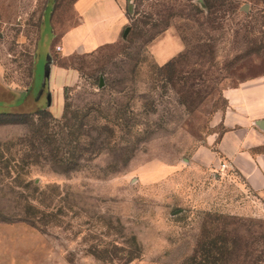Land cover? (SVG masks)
I'll return each instance as SVG.
<instances>
[{
	"label": "rangeland",
	"instance_id": "rangeland-1",
	"mask_svg": "<svg viewBox=\"0 0 264 264\" xmlns=\"http://www.w3.org/2000/svg\"><path fill=\"white\" fill-rule=\"evenodd\" d=\"M118 1L138 34L94 49L74 0H0V113H28L0 115V264H183L214 220L264 264V194L215 166L225 90L264 76V0Z\"/></svg>",
	"mask_w": 264,
	"mask_h": 264
},
{
	"label": "crops",
	"instance_id": "crops-1",
	"mask_svg": "<svg viewBox=\"0 0 264 264\" xmlns=\"http://www.w3.org/2000/svg\"><path fill=\"white\" fill-rule=\"evenodd\" d=\"M73 8L88 13L94 49L120 39L129 27L130 17L118 0H74ZM224 93L229 107L221 121L230 129L216 143L215 166L219 169L227 160L246 186L264 194V76Z\"/></svg>",
	"mask_w": 264,
	"mask_h": 264
},
{
	"label": "trees",
	"instance_id": "trees-1",
	"mask_svg": "<svg viewBox=\"0 0 264 264\" xmlns=\"http://www.w3.org/2000/svg\"><path fill=\"white\" fill-rule=\"evenodd\" d=\"M207 2L208 5H211L209 4V1ZM137 13H138L137 11H133L131 15L129 12V14L131 15L130 19L132 20L130 26V32L131 34H136V35L138 34L139 31V25H137V21L135 18V15H137ZM167 64L165 66H167ZM68 109H69V104L67 103L66 110L61 120H57L58 122L62 123L59 129L60 137L58 139L60 143L63 142L66 143L67 141L74 142V146H73L74 153L76 151H79L82 154L84 152L83 148H87V146L90 145L91 142L88 141L86 143H81V138L67 140L68 136L71 135L70 134L71 129L73 128V126L74 127L76 126V124L73 123L72 127H69L70 122L73 121L72 119L75 120L77 119V116H73L72 118L68 117ZM27 114L28 113H14V112L0 113V115L3 116H18V117ZM36 114L40 116V118H44V117L53 118L52 112L46 109L38 110ZM89 138L90 136H87V139ZM59 161L65 169L67 167V169L78 170L84 165L83 162L84 160H82L81 162V160L75 159L76 162H73L74 166L70 164L68 166L65 160L63 161L62 159H60ZM2 219L7 220V217L2 216ZM242 227L243 225L228 220H214L209 225H205L200 234L198 244L196 246V249L194 250V253L188 258H186L183 264H259V262L263 260L262 256L260 254H255V256L252 259V250L251 251L249 250L250 248L252 249V242H250V239L247 238V236H245V234L242 232L241 230ZM138 257L139 254L130 255L127 260L132 261L133 259Z\"/></svg>",
	"mask_w": 264,
	"mask_h": 264
},
{
	"label": "built area",
	"instance_id": "built-area-1",
	"mask_svg": "<svg viewBox=\"0 0 264 264\" xmlns=\"http://www.w3.org/2000/svg\"><path fill=\"white\" fill-rule=\"evenodd\" d=\"M220 170L226 171V170H233V167L230 165V162L227 160H222L220 164Z\"/></svg>",
	"mask_w": 264,
	"mask_h": 264
}]
</instances>
